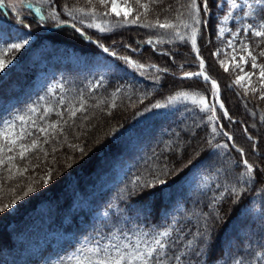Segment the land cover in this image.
I'll list each match as a JSON object with an SVG mask.
<instances>
[{
  "label": "trees",
  "instance_id": "1",
  "mask_svg": "<svg viewBox=\"0 0 264 264\" xmlns=\"http://www.w3.org/2000/svg\"><path fill=\"white\" fill-rule=\"evenodd\" d=\"M128 1L133 9L128 17L131 20L135 18L137 9L135 0ZM31 2L33 8L26 6L28 0H25L24 7H20L24 23L29 25L27 28L22 25L31 38L29 46L5 54L7 60H16L17 57V63L6 70H18L16 65L30 50H40L41 55L50 56L47 53L50 49L65 55L74 52L89 58L101 55L119 68L100 75L91 67H81L68 57L65 61L48 58V64L57 74L52 75L55 82L20 97L11 114L0 112V147L4 149L0 151V159L5 161L0 165V206L10 203L17 194L23 195L24 186L29 183L36 189L18 199L13 207L0 212V264L8 262L6 255L16 243L10 226L27 220L36 211L49 208L61 197H64V203L72 205L71 188H76L77 195L82 193L88 198L87 206L80 209L74 207L71 211L67 209L64 213V205L60 206L58 202L57 209L53 211V221L57 219L65 230H74L76 236L85 238L92 247L97 245V241L101 247L110 242L143 241L144 233H148L150 238L167 227L172 230L171 239L183 237L180 243L174 245L173 251H189L181 245L193 240L191 251L199 249L203 253L199 257L186 256L185 261L235 264L239 259L242 264H264V171H261L264 169V99L260 98L264 87L260 84L255 87L254 83L249 88H243L234 83L236 71L226 66L225 53L220 46L222 38H218L217 14L222 15L225 9L216 7L217 0H209L211 15L204 17L201 13L208 25L206 28L203 24L200 26L201 34L197 38L206 72L216 80L219 99L231 118H225L217 105V119L213 121L208 120L211 113L200 111L199 106L191 104V99L187 104L180 100L172 106L152 107L157 102L165 104L167 98L181 92L188 93L190 98L198 94L197 99L203 96L209 103L212 102L210 82L206 84L202 78H181L183 72L199 71L190 41L183 43L177 40L157 45V50H153L150 45L137 42L150 37L155 40L162 30L128 25L101 33L96 28L86 27L92 22L90 17L76 14L77 19L73 20L64 13L65 5L70 8L86 6L84 0H53L52 5H42L37 0ZM179 2L186 3L187 0ZM167 5H172L171 12H161ZM177 6V0H163V4L156 6L147 17L141 15L140 22H154L157 13H160L161 20L166 15L171 18ZM35 7H40L46 17L55 7L60 13L59 19L67 23L57 27L56 20L40 21ZM224 7H227L226 2ZM97 8L109 11L110 15L97 17L96 23L109 20L115 24L124 20V15L117 17L111 12L110 0L107 9L99 5ZM80 19H84L85 24H80ZM0 20L14 24L17 17L11 9L4 8L0 9ZM71 24H76L85 35L82 36ZM164 38L167 40L168 36ZM236 40L239 41V38ZM94 41L109 47L117 55L103 52ZM244 43H248L259 63L264 64V57L259 56V52L264 50V38L254 37L249 32ZM132 48L137 51L133 52ZM165 51L171 52L175 63L168 55L162 54ZM217 52L219 54L214 55ZM120 56L169 71L156 73L155 69L147 68L141 75L118 59ZM220 61L224 62L223 66ZM34 63L27 68L26 75L37 70V62ZM180 64H184L183 71L179 68ZM225 67L228 71L224 70ZM154 75L160 76L158 82L153 79ZM7 77L9 75L5 73L0 75V81ZM253 78L255 81L256 76ZM252 88L257 91L252 92ZM117 89L120 91L117 92ZM113 93H116L115 97ZM61 99L63 103H60ZM81 99L85 101V110L77 111L75 117H70L71 110L80 108ZM113 102L115 107H112ZM18 116H24V121L18 120ZM53 124L57 125L56 128L50 127ZM213 127H216V133H213ZM40 128H47V132H40ZM140 131H144L141 142L130 146L129 138ZM21 132H24L23 139L18 138ZM37 138L41 142L39 147L30 150L24 160L19 159V145H30ZM11 140L16 141L14 146L9 143ZM45 140L47 143H44ZM225 144L227 148L223 147ZM71 145L82 147L84 152ZM8 147L12 151L9 152ZM238 148L244 150V157H241ZM44 152L48 153L46 158ZM9 156L15 159L9 162ZM244 158L256 166L255 179L251 182H245L246 177L242 178ZM116 162H119L117 168L113 167ZM165 166L169 174L162 178L167 182L151 189L153 195L147 201L139 198L141 189L132 183L136 177L151 180L153 173ZM24 167H28V171L21 176L19 171ZM9 168L12 179H7ZM48 170H52L53 178L44 185L43 179ZM197 174L198 178L192 179L191 176ZM108 180L111 183L105 187L104 183ZM232 185L242 189L239 199L225 191ZM11 188H16V192H12ZM66 214L69 219L63 225ZM205 222L210 240L202 242V238H196L195 233L197 229L204 231ZM109 250L112 251L111 248ZM12 255L15 256L14 252ZM84 256L80 253V259ZM31 264L44 263L33 260Z\"/></svg>",
  "mask_w": 264,
  "mask_h": 264
},
{
  "label": "snow or ice",
  "instance_id": "2",
  "mask_svg": "<svg viewBox=\"0 0 264 264\" xmlns=\"http://www.w3.org/2000/svg\"><path fill=\"white\" fill-rule=\"evenodd\" d=\"M39 4L42 5H52L53 0H37ZM86 6H73L68 7L67 5L64 6V13L67 16L72 17L73 20L77 19V15L82 17H90L92 22L88 23L86 27L88 28H96L101 33L106 32H112L115 31L116 28L119 27H125L128 25H137L139 27L143 28H149V29H156V30H162L161 34L154 40L153 38H148L144 41H138V44H147L150 45L153 50H157V45H163L165 43H174L177 40L183 43H187L190 41L192 51L195 53V59L198 61V68L199 71L195 72H183L182 79H192L202 78L204 83H211V95H212V102L209 103L203 96H200L199 99L196 98V95L189 97L188 93L181 92L176 95L170 96L167 98V101L165 104H161L159 102L152 105L153 108H161V107H167L172 106L176 102L180 100H184V102L187 104L189 99H191V104L193 106H199L200 111L203 112H209L211 115L208 116L209 121H213L214 119H217L215 116L217 105L220 110L223 111V115L225 118H229L227 109L224 106V103L220 101L219 99V86L216 82V80L211 79V77L206 72V64L203 57L200 55V49L197 46V38L201 34L200 26L203 24V26L206 28L208 25L207 19H202L201 13H203L204 17H207L211 15V7L209 0H187L186 3H180L179 0H177V7L175 9L174 14L171 18L169 16H165L163 20L160 18V13L156 14L154 22L149 23H142L140 22L141 15H144L147 17L148 13L150 11H154L155 7L158 5L163 4V0H135V7L137 9L135 18L129 20V11L125 10L124 20L123 21H117L115 24H112L109 22V20H104L102 24L96 23L97 17L101 16H109V11H99L97 8V5L100 6V8L107 9V6L109 4V0H84ZM227 3V6L231 9H239L241 8V5L237 2V0H225ZM25 6V0H0V9L9 8L13 12L16 13L17 17V23L20 25H23L25 28L29 27V25L24 23V19L20 12V7ZM28 8H33L34 4L31 2V0H28V3L26 4ZM217 8L221 7V0H217L216 4ZM244 7L247 9L243 12V15L245 17L253 16L254 14H257V8H259L260 12L264 13V0H244ZM142 10V12H141ZM172 10V5H167L166 7H163L161 9V12L163 13H169ZM111 12L115 13L117 17L121 15L120 11H117V5L115 3V0H112L111 2ZM35 13L39 17L40 21H44L45 19H52L58 21L57 27L67 23V21H62L59 19L60 13L55 10V7H52L51 11L48 12L47 17L43 15L40 7H35ZM231 18V13H227L223 16V21L227 22ZM80 24H85L84 19L79 20ZM71 27H73L77 32H79L82 36L85 35V33L81 30V28L77 27L76 24H71ZM219 34H223L225 29L223 27H219ZM183 29L184 31H181ZM242 31L245 35H247L249 32L252 36L257 38H264V19H261L258 24L253 23H247L243 26ZM240 30L238 29L236 32L232 33L233 38H236L239 35ZM165 35L168 36V39L166 40L164 37ZM90 39V38H89ZM29 43V40L27 38L21 39L19 42L16 43H10L6 46L0 47V71H3L8 64L11 63V60H5L4 56L7 53L12 52L13 50H20L24 48ZM94 43H97L98 47H100L103 52L109 53L112 56H116V52L112 51L109 47H105L102 43H99V41H94ZM229 46H232V41H229ZM113 44H115V41H113ZM126 47H131L130 45H126ZM245 48H247V45H244ZM132 51H137L136 48H132ZM163 55H168L170 58L171 52L165 51L162 53ZM219 53H214V55H218ZM248 55L251 58V67L252 69L259 68V76L261 78V85L264 87V64H258L257 63V55H253L251 52L248 53ZM260 57H264V50L259 52ZM118 59L124 61L125 65H127L129 68H131L133 71H139L141 75H144V72L147 68L155 69L156 73H165L168 72L169 69L167 68H160L157 65H145L143 63H139L138 61L132 60L128 56H120ZM173 63H175L174 58ZM234 59V58H233ZM243 60V57H241ZM223 61H220L221 66H223ZM239 67V65H237ZM179 68L181 71L184 69V64H180ZM225 71H228V68L225 67ZM241 71H243V68H241ZM246 76L249 75L248 73L245 74ZM245 77L241 76L238 77L234 83L239 84L241 80H243ZM153 79L155 81H159L160 76L154 75ZM98 83H102L98 82ZM248 89H246L247 91ZM117 92L120 91V89L116 90ZM252 92H256V88L251 89ZM113 96H116V93H113ZM260 98L264 99V92H261ZM142 102V101H141ZM60 103H63V99H61ZM84 103L83 99H81V105L80 108L73 109L70 111V117H75L77 111H84ZM112 107H115V103L113 102ZM50 110V109H49ZM148 109H145L147 111ZM31 111H34V109H31ZM59 115L63 116V113H59ZM18 120L24 121V116H18ZM264 119V117H262ZM64 123H67V121H64ZM56 124L51 125L50 127L56 128ZM11 127V126H10ZM40 132L46 133L47 128H40ZM62 132L63 129H60ZM213 133H216L217 129L216 127L212 128ZM247 132V129H245ZM225 136H228L229 140H232V137L227 133H223ZM29 135H31L29 133ZM20 139L24 138V132H21L19 137ZM250 140L252 139L251 136L248 137ZM11 145H15L16 141L11 140L9 142ZM40 140L33 139L30 143V145L20 144L19 148L20 151L18 153L19 159L24 160L26 158V154L32 150L37 149L40 144ZM44 143H47V140L44 141ZM71 147L76 148L81 153L84 152V149L82 147H78L76 145H71ZM219 147V145H218ZM224 148H227L228 145H223ZM4 149L0 147V151H3ZM7 150L10 152L12 151L11 147H8ZM256 150L255 143L253 144V151ZM55 151V149H53ZM237 151L241 154V157L245 156L244 150L238 148ZM48 156L47 152H44V157L46 158ZM8 161L11 162L15 159V157L9 156L7 157ZM5 163L4 159H0V165H3ZM29 164H31V161H29ZM242 164L245 168V172L242 173V178L246 177L247 180L245 182H251L255 179V173H256V166L249 163L247 158H244L242 160ZM36 167H39V165H36ZM9 176L7 179H12L11 176V168L8 169ZM19 171V169H18ZM28 171V167H24L22 171H19V174L23 176L24 172ZM261 171H264L262 169ZM167 166H165L164 169H160L158 172L153 173L152 179L148 180L143 177H136V179L132 182L134 186L141 189V191L138 192L139 198L143 199L144 201H147L152 195L153 192L151 189H155L158 185H164L167 181L163 179L162 177L165 175H168ZM53 178L52 170H48L45 173V178L43 179V184L47 185L51 179ZM34 182V181H33ZM17 187H20L19 184H17ZM26 188L25 191H23V195L17 194L16 198H13L10 203L3 204V206H0V212H4L7 209L13 207L17 202L18 199H23L24 197L28 196L30 193L34 192L36 189L31 186V183L24 186ZM12 192H16V188L10 189ZM242 189H238L235 185H232L230 188H226L225 191L230 192L232 195H234L237 199H239L240 193ZM215 203V201H214ZM145 239L141 241L140 239H137L135 243H124L121 241L120 243H109L108 245H105L104 247H101L99 244V241H97V245L89 251L93 254V256H84L83 259L77 258V264H170L171 261H174L175 264H195L194 261L191 259L185 261V257H190L191 255H195L197 257L201 256L203 253L196 249L194 252L191 251L193 249V240H188L186 242V245H181L182 248H186L189 251H180L176 252L173 251L174 245L180 243L181 240H183L182 236L177 237L175 240L171 239L172 237V230L170 228L165 227L163 230H160L156 232L154 235H152L149 238L148 233H144ZM196 238H202V242H207L210 240V232L208 229L207 222L204 224V231L201 232L199 229H197V232L195 233ZM118 239V238H117ZM112 249L110 251L109 249ZM130 249V250H129ZM114 253V254H113ZM235 264H242V261L237 259L235 261Z\"/></svg>",
  "mask_w": 264,
  "mask_h": 264
},
{
  "label": "rangeland",
  "instance_id": "3",
  "mask_svg": "<svg viewBox=\"0 0 264 264\" xmlns=\"http://www.w3.org/2000/svg\"><path fill=\"white\" fill-rule=\"evenodd\" d=\"M111 2L112 0H110V3ZM224 2L223 0L221 1L220 8L221 10L225 9V12H223L222 15L217 14V16L219 17V27L225 29L223 34H219L218 28V38H222L220 46L225 53L226 66L236 71V80L238 77H245L239 83L241 87L249 88L250 84L253 85L254 83L255 87H257L259 84L261 85V78L259 76L260 69H252L251 67V58L248 55L251 50L249 47H244V45L248 46V43H244V39L247 35L244 34L242 29L247 23L258 24L264 13L260 12L259 8H257V14L245 17L243 12L247 9L244 7V0H237L241 5L239 9H231L228 6L225 8ZM249 2H251V0H249ZM115 3L117 5V11H120L121 15H123L125 10L129 11V16L133 13L132 6L128 0H115ZM18 7L20 6L18 5ZM13 13L16 15L15 12ZM227 13H231V18L227 22H224L223 16ZM238 29L240 30L239 35L233 38L232 33L236 32ZM23 38H27L30 43L31 38L28 32L22 25L18 24L17 21H15L14 24H10L9 22L0 20V47L19 42ZM238 38L239 41L236 40ZM229 41H232L231 47L229 46ZM29 43L25 47L29 46ZM47 53L50 56L41 55L40 50H30L27 56L16 65L18 70H6L8 67L17 63L16 57V60L10 59L11 63L8 64L3 71H0V75L4 73L5 75H9L3 82L0 81V112L11 114L15 111V105L20 97L28 96L36 89L49 87L55 82L52 79V75L57 74L53 71L52 66L48 64V58L65 61L68 57L81 67H91L100 75L107 74L109 71L114 70L115 67L116 69L119 68V65L114 66L115 63H113L112 60L101 55L91 56V58H89L74 52L65 55L60 51H53L51 49L47 50ZM241 57H243V60ZM5 60L7 59L5 58ZM34 62H37V70L33 74L31 73L32 75H26L27 68L35 64ZM257 63L261 64L258 60ZM237 65H239V67H237ZM45 66L46 68H43ZM241 68H243V71H241ZM246 73L249 75L246 76ZM253 76H256L255 81ZM143 132L144 131H140L129 138V145L132 146L140 143ZM121 164H123V162H121ZM118 166L119 162H116L113 167L117 168ZM120 167L119 169L123 170ZM191 177L192 179H196L198 178V174ZM110 183L111 180H108L104 183V186L106 187ZM69 193L70 197L74 199L72 205H70L69 202L64 203V197H61L58 201L51 204L49 208L36 211L29 216L27 220L21 221L20 224H12L10 226L16 238V243L12 245L14 248L6 255L8 260L6 264H31L33 260H40L44 264H76L77 258H80V253H84L85 256H93L89 251V249L93 247L85 238L76 236L74 230H65L63 226L58 223L57 219L53 221V211L57 209L58 202L60 206L62 204L64 205V207H62L65 211L64 213L67 212V209L71 211L74 207L80 209L87 206L88 198L82 193L77 195L76 188H71ZM68 219L69 215L66 214L62 220L63 225L68 222ZM12 252H14L15 256L12 255Z\"/></svg>",
  "mask_w": 264,
  "mask_h": 264
}]
</instances>
